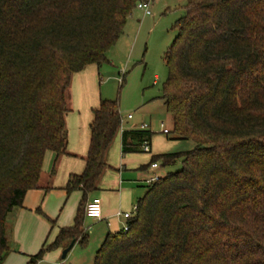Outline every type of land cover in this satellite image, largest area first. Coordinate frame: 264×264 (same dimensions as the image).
Masks as SVG:
<instances>
[{
  "label": "trees",
  "instance_id": "obj_1",
  "mask_svg": "<svg viewBox=\"0 0 264 264\" xmlns=\"http://www.w3.org/2000/svg\"><path fill=\"white\" fill-rule=\"evenodd\" d=\"M143 1L0 0V264L8 215L37 189L45 155H67L72 77L107 62ZM184 1L160 99L169 140L193 148L151 157L180 169L147 187L128 231L107 234L93 264H264V0ZM92 116L83 171L63 189L81 193L73 225L27 264L87 244L85 207L120 128L118 101L101 99ZM151 136L124 131L122 153Z\"/></svg>",
  "mask_w": 264,
  "mask_h": 264
},
{
  "label": "crops",
  "instance_id": "obj_2",
  "mask_svg": "<svg viewBox=\"0 0 264 264\" xmlns=\"http://www.w3.org/2000/svg\"><path fill=\"white\" fill-rule=\"evenodd\" d=\"M98 75L96 66H88L72 77L70 88L73 107L65 119L67 155L61 156L56 160L52 153L45 155L37 189L27 192L22 208L14 210L8 215L6 220V238L9 253L3 264H27L31 257L35 256L45 246L53 243L60 229L69 228L73 225L78 204L81 200V193L73 192L69 196L70 198H67L63 189L68 177L81 174L84 168L83 158L87 154L89 145V125L93 117L92 111L98 107L101 100ZM131 120L132 118L125 120L126 126H122L119 129L113 144L106 154L107 168L102 174L97 190L87 198V204L95 198L101 201L102 219L99 223L103 228L100 230L103 233L102 242L107 234H117L122 231L126 220L117 214L132 213L138 200L147 192V187L150 185L147 181L153 176L160 178L167 174L160 175V172H164L160 162L157 163L158 168H151V157L186 152L184 150L178 152L175 148L179 149L178 147L182 146V143L186 144L188 142L170 141L168 135H164L165 140L157 138L160 141L156 142L148 125L147 131L152 135L150 153L123 154L121 147L122 133L124 131L137 130L139 126L146 125L142 121L130 124L129 121ZM168 130L170 131L171 128ZM160 134L162 133L160 132ZM191 147L193 148V144ZM47 157L49 158V166L44 169ZM69 199L72 200L69 202ZM54 207H57L56 209L60 210L61 213L65 210V216H63L62 220H59L60 218L57 219L61 225H56L55 227L56 219L51 220L44 215L47 221H54L53 225L49 224L50 230L47 231V222L41 220L42 218L37 210H40L41 213L43 210L44 213L50 214L49 210ZM56 217H61V214ZM86 220L89 219H84V225ZM54 228H56V231L49 238L50 232ZM84 229L88 237V231L91 229L90 227L85 228V226ZM76 244L75 242L74 246ZM63 250V248H59L51 254L49 252L45 253L42 260L37 264L57 262L56 260L63 261L61 260Z\"/></svg>",
  "mask_w": 264,
  "mask_h": 264
},
{
  "label": "rangeland",
  "instance_id": "obj_3",
  "mask_svg": "<svg viewBox=\"0 0 264 264\" xmlns=\"http://www.w3.org/2000/svg\"><path fill=\"white\" fill-rule=\"evenodd\" d=\"M184 5V0H152L149 3L150 16L135 9L127 19L122 35L107 52V62L98 68L101 99L118 101L120 115L122 121L124 120L123 126H126L124 118L127 115L132 116L130 124L142 121L146 126L149 125L156 142L160 141L157 138L164 139V135L160 134V124H164L166 129H170L172 126L171 119L160 99L162 86L167 78L164 55L174 40L176 33L173 26L183 16L182 7ZM67 102L71 109L73 107L71 88L67 93ZM191 146L192 144L189 142L182 143V146L175 150L178 152L188 151L192 148ZM45 160L44 169L49 166V158L47 157ZM179 169L180 163L177 162L174 166L163 168L164 172H160V175L175 173ZM71 200L69 199V202ZM56 208L50 209V214L44 213L43 210L42 214H39L41 220L47 222V231L50 230V223L45 216L51 220L56 219L55 227L61 225L57 219L62 220L65 216V210L61 213ZM75 208L76 206L74 210ZM60 214L61 217H56ZM99 222L86 220L85 228L90 227L91 229L88 231L86 246L81 247L76 244L65 260L42 264L53 262V264H92L103 239V233L100 231L103 228ZM54 231L56 228L52 229L49 238Z\"/></svg>",
  "mask_w": 264,
  "mask_h": 264
},
{
  "label": "built area",
  "instance_id": "obj_4",
  "mask_svg": "<svg viewBox=\"0 0 264 264\" xmlns=\"http://www.w3.org/2000/svg\"><path fill=\"white\" fill-rule=\"evenodd\" d=\"M149 3L150 1H143L137 4L136 9L143 11L144 14L146 16H150V9H149ZM132 118L131 115H128L126 117L125 120H130ZM124 123V120L122 121L121 118V122H120V128H122ZM160 129H161V133L163 135H168L169 134V130L166 129L164 127V124H160ZM138 130L140 131H146L147 130V126L146 125H141L139 126ZM141 151L145 154H149L150 153V146L149 143L146 141L142 144L141 146ZM152 169H156L158 168V164H152L151 165ZM158 179V177L153 176L152 178H150L147 183L148 184H152L154 182H156ZM136 208L133 209L132 213H123V214H117L119 217H122L124 220H128L130 218L133 217L134 213H135ZM85 216L88 219L94 220V221H100L102 219V208H101V201L97 198L92 199L85 207ZM128 231V226L125 224L122 228V232L126 233Z\"/></svg>",
  "mask_w": 264,
  "mask_h": 264
},
{
  "label": "water",
  "instance_id": "obj_5",
  "mask_svg": "<svg viewBox=\"0 0 264 264\" xmlns=\"http://www.w3.org/2000/svg\"><path fill=\"white\" fill-rule=\"evenodd\" d=\"M74 244H75V241H71L70 244L62 251L61 260H64L66 258L67 254L71 251Z\"/></svg>",
  "mask_w": 264,
  "mask_h": 264
}]
</instances>
